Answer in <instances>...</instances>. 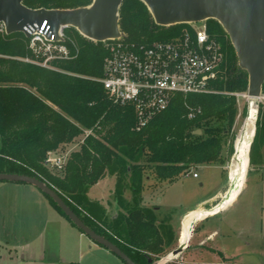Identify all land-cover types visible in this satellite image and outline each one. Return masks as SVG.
<instances>
[{
    "label": "trees",
    "instance_id": "1",
    "mask_svg": "<svg viewBox=\"0 0 264 264\" xmlns=\"http://www.w3.org/2000/svg\"><path fill=\"white\" fill-rule=\"evenodd\" d=\"M90 2L25 0L23 4L31 9H74ZM205 25L222 54L217 77L209 83L213 92L175 94L165 110L139 129L134 108L114 104L99 82L106 43L88 40L68 27L61 41L68 57L51 60L44 68L32 62L38 58L23 34L0 33V173L35 177L135 264L156 261L172 245L173 234L167 220H158L142 205L143 181L150 177L155 184L173 183L198 165L224 167L233 153L235 94H245L247 88V74L238 67L227 35L214 20ZM118 26L127 46L165 42L189 30L186 24L157 26L139 0H123ZM80 136L84 137L78 150L69 153L60 170L47 166L48 152H63ZM262 145L264 104H259L249 164L255 154L260 159ZM106 175L115 177L113 199L120 209L115 217H107L87 195L89 187ZM125 191L129 200L124 199Z\"/></svg>",
    "mask_w": 264,
    "mask_h": 264
},
{
    "label": "crops",
    "instance_id": "2",
    "mask_svg": "<svg viewBox=\"0 0 264 264\" xmlns=\"http://www.w3.org/2000/svg\"><path fill=\"white\" fill-rule=\"evenodd\" d=\"M219 168L222 181L215 190L177 215L158 204L149 207L150 200L144 203L156 215L168 216L173 234L171 252L182 247L176 257L159 264H238L244 260L247 244L241 237L249 227L233 219L242 190H232L230 181L234 175L239 180V176L235 169L226 176L224 167ZM0 264L124 263L83 235L35 187L0 181Z\"/></svg>",
    "mask_w": 264,
    "mask_h": 264
},
{
    "label": "water",
    "instance_id": "3",
    "mask_svg": "<svg viewBox=\"0 0 264 264\" xmlns=\"http://www.w3.org/2000/svg\"><path fill=\"white\" fill-rule=\"evenodd\" d=\"M24 1L0 0V23L3 24L6 35L21 33L25 38H29L30 34L27 30H39L44 25L47 38L54 42L62 41L58 34L61 27H71L81 36L93 42L102 43L122 36L118 26V17L123 0H91L89 5L74 9H31L23 4ZM139 1L145 5L157 26L168 27L206 20L216 21L228 37L238 67L247 74L245 97H264L261 93L262 85H264V0ZM243 127L238 139L242 136ZM254 131L253 123L249 148ZM195 134L199 135L200 131L197 130ZM236 144L233 158L237 155ZM0 181L23 183L35 187L47 196L67 219L93 243L108 250L124 264H135L118 247L87 227L57 193L40 180L26 175L0 173ZM181 248L179 246L174 249L166 258H174ZM159 263L154 261L151 264Z\"/></svg>",
    "mask_w": 264,
    "mask_h": 264
},
{
    "label": "built area",
    "instance_id": "4",
    "mask_svg": "<svg viewBox=\"0 0 264 264\" xmlns=\"http://www.w3.org/2000/svg\"><path fill=\"white\" fill-rule=\"evenodd\" d=\"M186 25L189 30L181 35L149 46H127L120 38L102 42L106 43L107 54L99 82L114 104L134 108L137 129L165 110L175 94L213 92L209 83L216 79L222 62L220 47L208 35L205 21ZM66 28L61 27L58 31L62 40ZM27 31L30 34L28 48L38 58L33 63L49 68L51 60L68 57L61 41L47 38L44 25L39 30ZM0 33L5 34L1 23ZM66 158V154L48 152L46 164L60 170ZM192 177L197 176L192 174Z\"/></svg>",
    "mask_w": 264,
    "mask_h": 264
},
{
    "label": "rangeland",
    "instance_id": "5",
    "mask_svg": "<svg viewBox=\"0 0 264 264\" xmlns=\"http://www.w3.org/2000/svg\"><path fill=\"white\" fill-rule=\"evenodd\" d=\"M31 1L37 2L42 0ZM236 98L238 115L232 130L231 143L233 146V153L224 166L226 176H228V171L230 176L233 174L235 162L233 158L234 147L249 111V104L245 98L241 96ZM259 104H264V99H261L256 106V112L254 115L255 121ZM87 133L89 132L85 131L83 132V135L86 136ZM84 136L77 138L74 143L67 146L63 152L58 151L56 153L66 154L68 157L71 151L78 150ZM247 152L248 162L243 173V183L240 182L237 177L230 178L233 185L232 189L234 191L242 190V193L233 208V211L235 212L233 219L235 220V223L248 225L249 227V232H243L241 237V241L247 244L246 247H244V250L247 251V255L244 257V260L238 264H264V145H262L259 151L260 159L258 155L256 156L255 154V161L253 164H249L250 148ZM232 164L233 167L231 169L230 167ZM192 174H196L197 178H193ZM241 174L242 173H240V175ZM220 181H222L221 171L217 165H198L192 167L187 174L181 176L173 183L155 184L152 178L149 177L148 180L145 179L143 181L142 205L144 206V203L150 200L148 203L149 207L158 204L161 207L160 209L165 210L171 208V210L176 212L177 215L179 212L194 206L201 199L208 197L219 185ZM199 184H202V186ZM114 185L115 177L106 175L97 183L90 186L87 191L88 198L91 201L100 204L107 217L116 215L120 211L113 199ZM124 199H130L128 191H125ZM156 217L160 220L168 221L167 215H161L158 213ZM169 248H171V246ZM169 248L165 250L164 255L155 257L157 259L155 262H161L169 256L171 253V249ZM170 260L171 259H169V261Z\"/></svg>",
    "mask_w": 264,
    "mask_h": 264
},
{
    "label": "bare ground",
    "instance_id": "6",
    "mask_svg": "<svg viewBox=\"0 0 264 264\" xmlns=\"http://www.w3.org/2000/svg\"><path fill=\"white\" fill-rule=\"evenodd\" d=\"M243 98H245V100L248 102L249 104V116L248 118H246L245 120V124L243 127V133L240 139L237 140V155L234 158V169H235V174H236V170H237V174L239 176V181L242 182L243 180V173L244 170L247 166V151H248V144H249V137H251L252 133H253V123H254V115L256 112V106L259 103V101L261 100V98H248L242 96ZM240 173H242L240 175ZM237 176H233V178H235ZM243 183V182H242ZM241 186V185H240ZM233 190V189H232Z\"/></svg>",
    "mask_w": 264,
    "mask_h": 264
}]
</instances>
